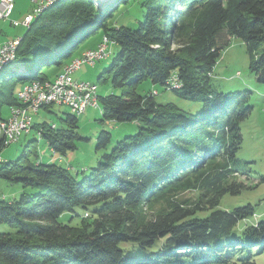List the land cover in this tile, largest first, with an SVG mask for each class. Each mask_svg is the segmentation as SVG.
Here are the masks:
<instances>
[{
  "label": "trees",
  "instance_id": "obj_1",
  "mask_svg": "<svg viewBox=\"0 0 264 264\" xmlns=\"http://www.w3.org/2000/svg\"><path fill=\"white\" fill-rule=\"evenodd\" d=\"M120 2L145 10L137 29L108 27L111 12L92 0H61L31 22L14 67L0 72L2 121L6 109L20 104V88L53 81L63 60L74 59L70 49L102 29L118 52L98 82L119 94L100 98L97 91L100 122L136 124L133 135L109 150L110 134H98L100 158L82 180L42 164L36 140L17 160L0 161V179L36 192L0 200V226L7 229L0 232V264H255L264 251V217L255 218L250 204L219 209L223 196L245 189L235 177L249 92H219L211 77L236 38L245 45L250 74L264 85V0H114ZM147 82L201 108L157 104L158 92H137ZM63 116L62 128L31 127L57 156L74 151L80 139L78 116ZM186 191L197 199L182 197ZM154 203L162 204L159 213L147 211ZM65 214L78 225L60 223ZM156 242L158 249L149 251ZM121 243L140 254H125Z\"/></svg>",
  "mask_w": 264,
  "mask_h": 264
},
{
  "label": "rangeland",
  "instance_id": "obj_2",
  "mask_svg": "<svg viewBox=\"0 0 264 264\" xmlns=\"http://www.w3.org/2000/svg\"><path fill=\"white\" fill-rule=\"evenodd\" d=\"M92 1H94V7L97 8L99 6L98 8L107 11V13L111 12L112 15L106 20V25L110 28L125 27L135 30L138 28V22L142 21L145 15V10L140 8L138 3L123 4L120 2L119 4H114V0H108L100 4L99 0ZM30 12L31 3L29 0H15L13 3V14L10 19L0 20V42L21 38L25 34L26 29L22 26L13 27L11 20L21 22L24 16ZM39 15H36L35 18ZM102 37L103 30L99 29L82 42L76 43L70 49L71 56L74 59L80 58L87 50L95 49L101 42ZM107 51L110 53L107 59L99 61L93 67L83 65L73 74V78L75 79L78 78L94 84L96 83L100 98L109 94H119V91L113 89L109 82H98L99 75L109 66L113 57L118 52V47L111 43ZM11 61H6V65ZM66 62V60H63V64ZM249 63V56L243 42L232 38L229 46L221 52L212 71L211 84L217 91L223 93L249 92L247 106L251 108V111L248 117L240 123L242 144L236 156L239 161L237 170L241 176L235 177L236 181L242 183L245 189L235 196L229 194L223 196L220 200L219 209L232 210L250 204L256 206V218L258 216L264 217V85L259 84L254 76L250 74ZM153 91L158 92V95L155 97L157 104L173 103L180 109L190 110L192 113H196L201 108V104H190L187 101L180 100L173 93L164 91L161 86H153L149 82L140 85L137 89L138 94L141 96ZM43 106L46 107V105ZM69 111V108L64 105H53L48 110L41 109L37 115L33 116V125L47 123L53 124L57 128H62L64 127V123L60 117L64 118L63 114L69 113ZM7 117L8 109L3 113V118L6 119ZM77 119L78 128L76 131L80 139L75 141L76 149L74 151L67 152L64 156L54 155L45 143L39 141L37 132L30 128L29 134H20L16 143L1 150L0 161L9 162L17 160L22 155L24 147L30 141L36 140L38 141V160L42 164H55L67 168L78 180H82L89 176L91 168L96 166L100 158L101 152L95 150L97 136L100 132L105 131L110 134V143L107 150L112 148L125 136L133 135L136 132L135 123L100 122L99 100L98 108H88L84 114L78 115ZM35 193L29 188H24L18 184H9L0 179V200L18 201L23 195L28 196ZM181 196L194 201L197 199L198 194L197 192L186 191ZM162 207L161 203H154L151 207L147 208V211L156 214L160 212ZM74 212L80 217L83 214V210L80 208L74 209ZM70 217L71 214H65L60 218L59 222L76 227L79 219L73 218L69 221ZM4 230L7 229L4 226H0V232ZM119 247L127 255L137 256L140 254L138 247L131 243H121ZM158 247L159 242H156L149 251H156ZM254 261L255 264H264V251L256 255Z\"/></svg>",
  "mask_w": 264,
  "mask_h": 264
},
{
  "label": "built area",
  "instance_id": "obj_3",
  "mask_svg": "<svg viewBox=\"0 0 264 264\" xmlns=\"http://www.w3.org/2000/svg\"><path fill=\"white\" fill-rule=\"evenodd\" d=\"M15 0H0V20H9L13 14V3ZM47 0H29L33 6V11L45 3ZM30 15L24 20H11V25L14 27L26 25ZM13 42L0 45V69L6 65V58H13L11 55V46ZM111 42L107 37L103 36L99 45L92 50H87L81 57L72 59L64 66L62 72L51 82H33L23 87L22 91H18L16 96L19 105L9 109L8 117L0 121V130L4 135V144L1 148H5L16 143L19 138V130H26V123L33 120L39 110V100H46V107L58 105L62 106L71 96H78V107L74 111L79 113V116L84 114L88 108L93 107V97L97 96V90H93L88 86L87 81L76 80L73 74L77 72L81 66H95L98 63V58L103 56Z\"/></svg>",
  "mask_w": 264,
  "mask_h": 264
},
{
  "label": "bare ground",
  "instance_id": "obj_4",
  "mask_svg": "<svg viewBox=\"0 0 264 264\" xmlns=\"http://www.w3.org/2000/svg\"><path fill=\"white\" fill-rule=\"evenodd\" d=\"M61 0H47L45 1L44 4H42V6H39L37 9H35V11H33V13L29 16L28 21L26 22V25H24L25 28H28L31 24V22L34 20L36 15H39L40 13H42L46 8L60 2ZM19 40H15L14 43L11 46V55H15L16 49H17V44H18ZM108 51L101 56L100 58H98V62L102 61L106 58H108ZM13 60V58H6V61H11ZM8 63V62H7ZM10 63V62H9ZM28 84L24 85L27 86ZM23 86V87H24ZM88 86H91V88L93 90H97V85L94 83H90L88 82ZM23 87L21 90H23ZM18 95V93H17ZM98 96H94L93 97V108H98ZM43 105H46V100H39V107H44ZM62 105L67 106L69 108L70 111H74L77 107H78V96H71L69 100H66L64 103H62ZM74 115H79V113L76 112H72ZM32 120L28 121L26 123V130H19V135L20 134H28L30 131V128L32 127ZM0 132H2V130H0ZM3 139H4V135H3ZM2 140V139H1ZM3 143V142H2ZM4 144V143H3Z\"/></svg>",
  "mask_w": 264,
  "mask_h": 264
},
{
  "label": "water",
  "instance_id": "obj_5",
  "mask_svg": "<svg viewBox=\"0 0 264 264\" xmlns=\"http://www.w3.org/2000/svg\"><path fill=\"white\" fill-rule=\"evenodd\" d=\"M100 1V3H104V2H106V1H108V0H99ZM32 14V13H31ZM30 14V15H31ZM28 16V15H27ZM26 17V16H25ZM24 17V18H25ZM24 18H23V20H24ZM22 20V21H23ZM21 21V22H22ZM21 22H19V23H21ZM14 27V26H13ZM17 27H21V26H17ZM25 28V27H24ZM26 29V28H25ZM15 40H19V43H20V39L19 38H14V39H10V40H8L7 42H5V43H3V44H6V43H9V42H13V41H15ZM2 44V45H3ZM17 51V50H16ZM15 57H16V52H15ZM15 57H14V59L9 63V64H7V65H4L1 69H0V72L2 71V70H4L5 68L7 69V68H13L14 67V61H15ZM1 139H2V134H0V141H1Z\"/></svg>",
  "mask_w": 264,
  "mask_h": 264
},
{
  "label": "crops",
  "instance_id": "obj_6",
  "mask_svg": "<svg viewBox=\"0 0 264 264\" xmlns=\"http://www.w3.org/2000/svg\"><path fill=\"white\" fill-rule=\"evenodd\" d=\"M100 4H101V3H100ZM98 7H99V6H98ZM98 7H97V8H98ZM32 11H33V6L31 5V12L28 13V14H26L25 16L30 15V14L32 13ZM25 16H24V17H25ZM19 39H20V38H19ZM9 40H10V39H9ZM20 40H21V39H20ZM7 41H8V40H3L2 42H0V45H2L3 43H5V42H7ZM96 47H97V46H96ZM76 57H77V56H76ZM65 65H67V64H64L62 68H64ZM60 72H61V71H58V73H60ZM74 79H75V78H74ZM76 80H81V79L76 78ZM81 81H85V80H81ZM87 82H88V81H87ZM89 82H90V81H89ZM90 83H92V82H90ZM8 114H9V110H8ZM37 114H38V113H37ZM37 114H36V115H37ZM32 122H33V121H32ZM32 125H33V123H32ZM28 134H29V133H28Z\"/></svg>",
  "mask_w": 264,
  "mask_h": 264
}]
</instances>
